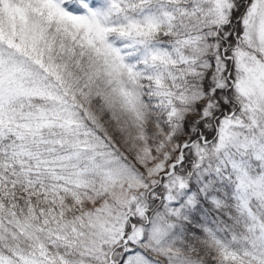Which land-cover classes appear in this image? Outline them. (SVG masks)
Wrapping results in <instances>:
<instances>
[{
    "label": "snow or ice",
    "instance_id": "obj_1",
    "mask_svg": "<svg viewBox=\"0 0 264 264\" xmlns=\"http://www.w3.org/2000/svg\"><path fill=\"white\" fill-rule=\"evenodd\" d=\"M0 264H264V0H0Z\"/></svg>",
    "mask_w": 264,
    "mask_h": 264
}]
</instances>
